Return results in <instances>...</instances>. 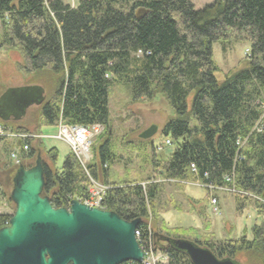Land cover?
<instances>
[{
	"label": "trees",
	"instance_id": "16d2710c",
	"mask_svg": "<svg viewBox=\"0 0 264 264\" xmlns=\"http://www.w3.org/2000/svg\"><path fill=\"white\" fill-rule=\"evenodd\" d=\"M0 20V45L20 55L25 75L52 89L49 94L45 90L39 106L38 133L59 123L100 124L105 135L97 147L98 161L84 165L71 150L59 166L56 147L48 149L22 121L2 119L7 133L29 135H0L2 167H31L41 157L43 194L57 208L68 207L87 194L92 180L101 179L109 185L106 209L126 220L141 218L144 239L153 217L155 246L167 248L166 264L193 263L184 251L163 243L165 237L192 241L183 228L168 229L159 220L163 182L235 188L239 212L252 207L260 218L250 237L245 228L224 239L199 234L193 239L220 259L246 252L264 264V0H214L200 10L192 0H79L76 6L66 0H0ZM215 41L224 49L249 44L246 66L218 79ZM115 84L130 85L136 104H161L174 112L164 133L172 139L168 144L175 141L177 147L167 159L152 147L153 177L147 182L109 183L110 166L118 157L110 111ZM18 146L21 162L14 164L11 153ZM5 199L12 202L0 181V202ZM11 217L0 213V228Z\"/></svg>",
	"mask_w": 264,
	"mask_h": 264
},
{
	"label": "rangeland",
	"instance_id": "374dc122",
	"mask_svg": "<svg viewBox=\"0 0 264 264\" xmlns=\"http://www.w3.org/2000/svg\"><path fill=\"white\" fill-rule=\"evenodd\" d=\"M66 1L74 6L79 2V0ZM192 1L196 9L200 10L214 0ZM1 34L2 25L0 20V43ZM249 50L250 47L247 43H232L224 49L220 42H213L212 53L213 60L218 68L216 71L217 78L223 80L228 72L245 67L248 62ZM20 62V55L16 51H9L0 45V96L6 90L3 91V87L9 88L32 84L43 86V84L37 82L35 76L25 75L21 71ZM45 90L46 94H49L52 89L47 86ZM131 95L130 85L115 84L112 86L110 97L112 137L114 151L118 157L109 169L110 184H112L111 181L143 180L147 182L148 178L153 177V171L150 166V160L154 154L152 147L154 146L157 149V156L162 159H167L177 147V142L175 141L168 144L167 140H170L171 137L164 133L166 121L174 115L171 107L169 106L168 109H165L161 108V104H136L132 100ZM39 110L40 107L36 103L32 104L27 116L20 125L35 132L38 138L44 139L48 149L56 147L59 153L57 162L59 166H62L65 157L71 151V147L67 142L59 138L60 123L55 127H43L40 130L42 132L38 133L39 124L37 118ZM152 125H157L158 131L151 139H148L150 144L148 142L143 145L140 134ZM102 133L103 131H99L94 136L89 155L85 154L82 156L86 164L90 161H98L97 147L105 136H101ZM16 151L20 153L21 146H18ZM46 158L50 161L48 156ZM2 165H0V181L7 193L10 194L13 182L10 180L11 183L5 186L7 173L10 175L11 171L14 170L13 172H15L17 168L15 166L4 168ZM163 183L165 185L163 186L161 198L157 202L159 220L162 219L168 229L183 228L186 238L193 239L198 237L199 234L204 236L211 235L215 239H224L229 233L235 236L245 228L248 230L250 237L253 224L260 222V218L252 207H246L239 212L236 192L217 191L218 193H216L208 188L207 185L204 186L203 183L198 181H164ZM102 185L107 186L101 179L96 182L92 180L91 187L99 188ZM214 195L218 197L216 204L212 202ZM249 204V206L254 205L252 202H249ZM14 212L15 204L13 202L6 199L0 202V213L13 215ZM149 222L155 229L156 226L158 227L153 217L150 218ZM234 259L237 264H260L256 258L246 252L238 253Z\"/></svg>",
	"mask_w": 264,
	"mask_h": 264
},
{
	"label": "water",
	"instance_id": "95a60500",
	"mask_svg": "<svg viewBox=\"0 0 264 264\" xmlns=\"http://www.w3.org/2000/svg\"><path fill=\"white\" fill-rule=\"evenodd\" d=\"M45 98L41 85L9 87L0 96V118L7 120L4 113H12L18 119ZM157 131V125H152L140 138L151 139ZM13 171L10 199L15 212L9 224L0 228V264L143 263L145 255L136 235L141 218L126 220L77 199L69 207L53 206L43 194L46 179L41 157L33 166L20 164ZM167 241L193 264H237L232 258H218L195 241L170 237Z\"/></svg>",
	"mask_w": 264,
	"mask_h": 264
},
{
	"label": "built area",
	"instance_id": "2783aa9c",
	"mask_svg": "<svg viewBox=\"0 0 264 264\" xmlns=\"http://www.w3.org/2000/svg\"><path fill=\"white\" fill-rule=\"evenodd\" d=\"M103 130H104V126L100 124L85 126V125H71V124H66V123H60L59 138L69 144V146L71 147V150L80 158L81 162L85 165L86 163L82 159L83 158L82 156L85 154L89 155L91 151V145H92L94 136L97 134V132L103 131ZM0 135H5V136L9 135L12 137H22V138L29 136V135H24V134H13V133L9 134L4 130L1 123H0ZM167 142L169 143V141ZM24 149L27 150L28 147L24 145ZM11 158L14 163L20 164L21 159L17 151H13L11 153ZM205 185L206 184H204V186ZM207 186L213 191L220 189L221 191L237 192V190L232 187L222 188V187H215L213 185H207ZM107 188L108 186H103V185L99 186V188L97 187L94 188V186H92L88 190L86 195L82 197H76L75 199L89 206L106 209L105 204H104V197H105ZM217 201H218V198L214 196L212 199V202L216 204ZM69 206H70V203L68 207ZM148 231H149L148 239H144L141 228H137L136 230L138 241L145 255L143 264H166L168 262L167 248L166 247L158 248L155 246L151 223L149 224Z\"/></svg>",
	"mask_w": 264,
	"mask_h": 264
},
{
	"label": "flooded vegetation",
	"instance_id": "af4514ba",
	"mask_svg": "<svg viewBox=\"0 0 264 264\" xmlns=\"http://www.w3.org/2000/svg\"><path fill=\"white\" fill-rule=\"evenodd\" d=\"M30 108H31V106H29V107L26 109V113H25V115L21 116V117L18 118V119H16V116L13 115L12 113H9V114H5V113H4V116H5L6 119H7L6 121L21 122V121L27 116V114H28ZM10 180H12V174L10 173V175H8V173H7V179H6V182H5V186H8V184L11 183ZM167 238H168V237H165V238H164L163 243H169V242L167 241ZM170 238H173V237H170Z\"/></svg>",
	"mask_w": 264,
	"mask_h": 264
},
{
	"label": "crops",
	"instance_id": "0c3cea01",
	"mask_svg": "<svg viewBox=\"0 0 264 264\" xmlns=\"http://www.w3.org/2000/svg\"><path fill=\"white\" fill-rule=\"evenodd\" d=\"M218 193V192H217ZM192 241H194V239H192Z\"/></svg>",
	"mask_w": 264,
	"mask_h": 264
}]
</instances>
